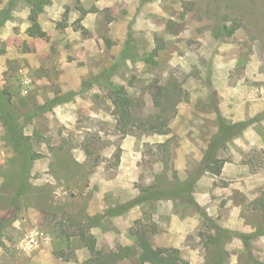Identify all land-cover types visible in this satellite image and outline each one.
Wrapping results in <instances>:
<instances>
[{
  "label": "rangeland",
  "instance_id": "rangeland-1",
  "mask_svg": "<svg viewBox=\"0 0 264 264\" xmlns=\"http://www.w3.org/2000/svg\"><path fill=\"white\" fill-rule=\"evenodd\" d=\"M11 1L0 264L264 262V0Z\"/></svg>",
  "mask_w": 264,
  "mask_h": 264
},
{
  "label": "trees",
  "instance_id": "trees-1",
  "mask_svg": "<svg viewBox=\"0 0 264 264\" xmlns=\"http://www.w3.org/2000/svg\"><path fill=\"white\" fill-rule=\"evenodd\" d=\"M14 3V0L11 1V5ZM33 23H34V27H32L30 29V34L31 35H36V36H41L44 38H47V33L45 31H43L40 26L38 25L36 18L33 17L32 18ZM115 104L117 107V110L119 112L118 114V119L120 124L122 125V130H125V126L127 123V120L131 117V110H130V104H131V99L129 96L125 95L124 93V87H120L118 88V91L116 92V99H115ZM21 150V148L18 149V151ZM193 177L186 181L185 183H183L181 186H179L178 188H176L175 190H172L171 193L169 194H165L166 197H183L186 200H190L192 201L191 195L190 193L187 191L188 186L192 183ZM82 237L85 240H88L87 236L85 233H82ZM89 240L91 241V239L89 238ZM92 251L97 254V251L95 250L94 245L92 246ZM154 254H157L156 252L153 251ZM98 254H100V252H98ZM99 262V264H104L100 258H95V259H89L87 260L84 264H97ZM182 264H190L187 261H183ZM251 264H264V262H260V261H255Z\"/></svg>",
  "mask_w": 264,
  "mask_h": 264
}]
</instances>
